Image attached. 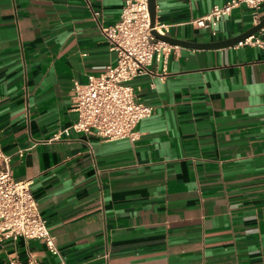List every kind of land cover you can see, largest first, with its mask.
I'll use <instances>...</instances> for the list:
<instances>
[{
    "label": "crops",
    "instance_id": "1",
    "mask_svg": "<svg viewBox=\"0 0 264 264\" xmlns=\"http://www.w3.org/2000/svg\"><path fill=\"white\" fill-rule=\"evenodd\" d=\"M126 1L0 0V151L59 250L10 239L0 264H264V48L172 45L131 83L153 107L136 140L64 134L73 83L117 62L102 28ZM229 1L156 0V22L183 41L230 39L254 10L196 24Z\"/></svg>",
    "mask_w": 264,
    "mask_h": 264
},
{
    "label": "built area",
    "instance_id": "2",
    "mask_svg": "<svg viewBox=\"0 0 264 264\" xmlns=\"http://www.w3.org/2000/svg\"><path fill=\"white\" fill-rule=\"evenodd\" d=\"M240 5L254 10L255 23L260 22L258 11L264 0H230L225 5L215 6L196 24L200 27L215 24ZM102 30L118 54L117 62L103 73L89 76L86 84L73 83L72 111L78 114V120L64 134L70 135L74 131L100 141H134L139 123L152 115L153 107L140 101L131 83L149 74L154 61L167 60L173 46L157 39L152 31L168 35L170 27L158 22L154 28L151 27L148 0H127L121 19L114 26ZM238 45L264 48V41L254 35ZM56 138H61V135ZM9 161V157L0 151V163L3 165L0 169V242L20 238L39 240L57 255L59 250L55 239L32 193V181L15 180ZM9 264L40 263L32 256L26 263L15 258Z\"/></svg>",
    "mask_w": 264,
    "mask_h": 264
},
{
    "label": "water",
    "instance_id": "3",
    "mask_svg": "<svg viewBox=\"0 0 264 264\" xmlns=\"http://www.w3.org/2000/svg\"><path fill=\"white\" fill-rule=\"evenodd\" d=\"M148 4H149L150 17H151V27L154 28L157 18L156 0H148ZM263 29H264V18L258 24L254 25L252 28L248 29L247 31L236 37L221 41L209 42V43H194L189 41H183V40L175 39L169 35H161L156 30H153L152 33L157 39L167 42L168 44L173 46H182L190 49L206 50V49H221V48H227L238 45L240 42L245 41L246 39L256 35Z\"/></svg>",
    "mask_w": 264,
    "mask_h": 264
}]
</instances>
